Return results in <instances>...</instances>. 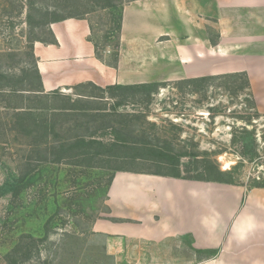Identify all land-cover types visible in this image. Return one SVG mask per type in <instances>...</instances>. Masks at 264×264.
<instances>
[{"label":"rangeland","instance_id":"374dc122","mask_svg":"<svg viewBox=\"0 0 264 264\" xmlns=\"http://www.w3.org/2000/svg\"><path fill=\"white\" fill-rule=\"evenodd\" d=\"M108 1L110 5L105 4ZM128 2L0 0V72L20 89L25 88L20 86L24 69L36 80L32 46L51 39L47 28L54 17L88 18L99 52L105 56L106 50H116L121 41L118 23ZM43 6L51 9L48 14ZM168 83L151 94L149 103L139 99L141 93L123 101L126 91L104 93L90 86L81 89L82 97L21 90L23 105L32 109L19 112L0 96V264H200L214 257L196 256L194 246L189 248L188 241L184 244L178 237L151 242L107 237L94 230L95 220L110 213V184L115 173L123 171L117 169H166V164L116 157L108 161L109 153L101 151L89 167L80 160L82 156L57 160L59 155L54 153L60 144L82 135L86 141L98 138L109 144L115 136L105 126L121 128L125 118L130 125L124 133H131V144L170 143L176 151L187 153L181 157L185 174L194 175L195 165L208 161L223 170L237 166L234 178L239 185L250 187L264 179V114L254 116L249 91L234 94L214 83L197 94ZM103 94L106 97H95ZM21 114L54 119L59 135H50L46 143L34 141V136L16 127ZM254 146L257 150L250 154ZM143 176L133 177L166 180ZM151 202L161 204L155 197Z\"/></svg>","mask_w":264,"mask_h":264},{"label":"crops","instance_id":"0c3cea01","mask_svg":"<svg viewBox=\"0 0 264 264\" xmlns=\"http://www.w3.org/2000/svg\"><path fill=\"white\" fill-rule=\"evenodd\" d=\"M50 29L56 43L33 45L43 90L36 94L82 97L87 86L107 93L110 86L246 71L264 114V0L129 1L117 59L115 50L97 54L88 18L54 21ZM142 175L166 180L133 177ZM107 204L108 217L93 224L107 237H178L189 248L218 250L200 264H264V187L119 171Z\"/></svg>","mask_w":264,"mask_h":264},{"label":"trees","instance_id":"16d2710c","mask_svg":"<svg viewBox=\"0 0 264 264\" xmlns=\"http://www.w3.org/2000/svg\"><path fill=\"white\" fill-rule=\"evenodd\" d=\"M133 1V0H129ZM31 4V8H34V4ZM106 5H110V1L105 3ZM41 9V8H40ZM43 9L45 10V14H48L51 9L47 6H43ZM123 9V8H122ZM88 12V11H86ZM30 15H32L30 13ZM70 17H77V18H85V17H79L77 15H68V16H60V17H54L50 22L49 26L54 21H60L64 20ZM48 26L47 30L49 34L51 35V39L49 41L46 40H40L42 42H52L56 43L57 40L55 39L50 27ZM118 30L122 31V11L120 16V21L118 23ZM120 43H117L116 50H115V59L118 57V49H119ZM32 46V45H31ZM97 54L101 56L98 48V44L95 43ZM33 49V46H32ZM34 62H33V73L35 74L34 77L36 80H33V78L30 77L28 74L29 69H24V75L26 74L25 78L21 80L20 86H24L25 88L20 89L17 88L16 85L11 83V78H8L9 76H6L4 73L0 72V96H2V100L5 102L7 101V106L13 107L15 109H18L20 111H27L32 109L31 105H23V99H24V93L21 92V90H29V91H35L40 92L42 90V80L41 76L39 74V71L37 69V62L34 57V53H32ZM5 78H8V81H4ZM216 81H219L216 83ZM216 84L217 86L224 87L227 91H230L234 94H238L241 92H244L245 90L249 91V94L251 96L250 105L254 108L255 117H260L263 114L258 110L257 104L255 101V98L253 96L252 90H251V83L249 76L246 71H238V72H231V73H224L219 75H208L203 77H197V78H187V79H180L173 81V84L177 88H189L191 92L202 94L203 92H206L208 88L211 86V84ZM169 85L168 82H154V83H145L140 85H118V86H110L107 87L106 91H111L118 93V91H126L127 94H123V101L127 100L133 95L139 94L138 96L140 100L151 102L152 97L151 94L154 92H158L161 87H165ZM104 91V90H102ZM129 92H132L130 95ZM116 95V94H114ZM17 99H20L21 102H19ZM16 101L17 103H13ZM251 117L247 120V122H251ZM51 121V122H50ZM115 121V120H114ZM129 120L123 119V122H121V128H118L117 126H114L113 124L105 126L106 128H111L113 131V134L115 136V139L112 140L111 143L107 144L104 143L101 139L92 138L89 141H86V136H78L77 139L74 142L71 143H62L56 149L54 150V153L59 155L56 156L57 160H60L62 158L67 157H74V156H82L80 160L84 162L86 166H93V162L97 156L101 153V151L108 152V157H106L109 161L110 158L116 157L118 159L122 160H130V161H155V162H161L162 164H166V169H156V170H146V169H136V168H119L117 170H123V171H131V172H137V173H144V174H152V175H158V176H164V177H174V178H184V179H192V180H199V181H206V182H218V183H225V184H231V185H239V183L234 178V173L237 168L234 167L231 170H223L221 167L215 163L212 162H205L202 165H195V171L196 173L194 175H188L185 174L182 163H181V157L186 156L187 153L178 152L176 149L170 144L165 143L161 146H156L152 144L151 142L146 141H139L138 143L131 144V141L129 140L131 133H124V128L128 127L130 125ZM16 127L19 131H24L25 133L34 136V141H37L39 143L48 142L50 135L58 136L59 133L57 132L56 128V121L52 118L48 117H34L29 116L25 117L24 115H19L16 121ZM247 132V134L252 133L249 129L244 128ZM94 151H91V150ZM257 150V146H254L252 150L250 151V154L252 152L255 153ZM79 162V161H78ZM114 178V176H113ZM250 187H264V179H259L255 181L253 185ZM193 250L195 251L196 256H200L203 253L207 254V257H213L218 254V250L216 249H197L193 247ZM202 258V257H201ZM201 260V259H200Z\"/></svg>","mask_w":264,"mask_h":264}]
</instances>
